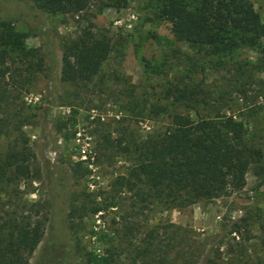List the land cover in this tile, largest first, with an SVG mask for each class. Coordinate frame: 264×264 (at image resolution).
<instances>
[{
	"label": "rangeland",
	"instance_id": "obj_1",
	"mask_svg": "<svg viewBox=\"0 0 264 264\" xmlns=\"http://www.w3.org/2000/svg\"><path fill=\"white\" fill-rule=\"evenodd\" d=\"M247 1L264 24V0ZM155 5L156 0H91L80 13H53L38 0H0V22L10 24L37 54L35 60L9 63L10 72L32 63L28 81L15 75V87L8 77L0 81V159L16 135L32 153V181L0 191V215L45 218L28 264H85L88 253L113 247L118 264H130L146 226L169 224L189 231L201 254L197 264H264V37L255 46L194 55L174 40ZM87 30L105 33L113 51L91 83L75 88L60 78L62 50ZM179 80L180 87L198 89L200 116L242 121L243 141L259 150L261 160L240 191L181 210L154 208L139 217L142 226L128 246L121 216L130 212V194L112 187L130 162L114 142L162 131L167 119L149 117L146 110L165 104V87ZM93 196L98 202L115 197L117 203L92 214ZM166 231H159L162 237ZM181 236L176 232L177 243Z\"/></svg>",
	"mask_w": 264,
	"mask_h": 264
},
{
	"label": "trees",
	"instance_id": "obj_2",
	"mask_svg": "<svg viewBox=\"0 0 264 264\" xmlns=\"http://www.w3.org/2000/svg\"><path fill=\"white\" fill-rule=\"evenodd\" d=\"M38 1L53 13H80L91 0ZM155 8L170 24L174 40L194 55L255 46L264 37V24L247 0H156ZM112 51L105 33L83 32L63 46L61 80L75 88L85 87L100 74ZM36 55L25 48L20 33L0 22V81L8 77L14 87L19 82L12 75L19 76L21 82L28 81L34 70L32 63L12 72L9 63L15 58L35 60ZM37 67L41 68L40 62ZM179 83L165 87V104L155 103L146 110L149 117L167 119L162 131L133 142H125L123 137L114 142L130 162L126 174L118 177L112 187L113 191L118 189V194H130V212L121 216L122 237L127 238L128 246L129 238H134L142 226L139 217L145 218L154 208L181 210L240 191L250 168L261 160L259 150L243 141L246 130L242 121L232 115L200 116L196 107L198 89L180 87ZM31 158L30 149L16 135L0 159V191L32 178ZM97 200V196L90 199L88 209L92 214L117 203L115 197ZM44 221V216L32 219L28 214L0 215V264H28L42 237ZM164 228L167 231L162 237L159 231ZM176 232L182 234L177 254L174 249L180 241L177 243ZM188 232L171 224L163 228L146 226L140 246L131 250L130 264H197L201 254ZM118 257V249L113 247L104 253H88L85 264H118Z\"/></svg>",
	"mask_w": 264,
	"mask_h": 264
}]
</instances>
